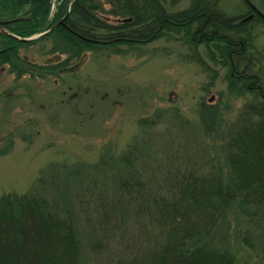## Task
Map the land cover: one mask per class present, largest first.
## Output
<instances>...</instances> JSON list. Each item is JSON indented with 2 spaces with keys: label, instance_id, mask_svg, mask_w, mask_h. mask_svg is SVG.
I'll return each instance as SVG.
<instances>
[{
  "label": "trees",
  "instance_id": "obj_1",
  "mask_svg": "<svg viewBox=\"0 0 264 264\" xmlns=\"http://www.w3.org/2000/svg\"><path fill=\"white\" fill-rule=\"evenodd\" d=\"M182 1L74 0L52 32L79 49L121 52L122 44L172 34L197 56L204 46L210 60L227 69L232 88L241 84L259 98L247 102L227 130L226 177L217 169L203 171L191 144L170 132H147L119 155L122 175L104 184L94 173L72 169L74 193L64 194L51 170L28 192L1 194L0 264H240L226 239L215 237L232 212L252 224L242 243L260 245L264 260V244L257 242L264 240V48L255 43L264 17L255 13L245 20L254 13L250 5L251 12L235 16L222 8V0H190L177 8ZM68 2H58L53 12V0H0V21L22 17L3 26L20 37L41 34L61 22ZM46 35L23 41L0 30V61H13L19 45ZM197 60L206 65L202 56ZM139 124L156 121L144 118ZM80 221L91 236L87 245Z\"/></svg>",
  "mask_w": 264,
  "mask_h": 264
},
{
  "label": "rangeland",
  "instance_id": "obj_2",
  "mask_svg": "<svg viewBox=\"0 0 264 264\" xmlns=\"http://www.w3.org/2000/svg\"><path fill=\"white\" fill-rule=\"evenodd\" d=\"M60 1L53 0V12ZM255 2L264 9L262 0ZM189 5L183 0L177 8ZM221 6L230 15L251 12L246 0H222ZM52 31L19 45L13 61H0V195L28 192L51 170L64 194L74 193L72 169L94 173L104 184L122 175L119 155L147 132H170L191 144L203 171L217 169L226 177L227 130L244 105L259 98L241 84L232 88L227 69L210 60L204 46L197 56L172 34L122 44L121 52L101 46L79 49ZM255 36L263 49L264 24ZM200 56L206 65L197 60ZM144 118L156 124L144 127L139 124ZM247 221L230 213L216 240L225 238L240 264H264L260 245L254 249L242 243L245 231L254 228ZM79 226L87 245L89 230L82 221Z\"/></svg>",
  "mask_w": 264,
  "mask_h": 264
},
{
  "label": "water",
  "instance_id": "obj_3",
  "mask_svg": "<svg viewBox=\"0 0 264 264\" xmlns=\"http://www.w3.org/2000/svg\"><path fill=\"white\" fill-rule=\"evenodd\" d=\"M73 1H74V0H71L70 5H69V10H68L66 16L61 20V22H64L65 18H66V17L68 16V14L70 13L71 5H72ZM246 1L249 3V5H251V7L255 10V12H256L258 15H261V16L264 17V12H262V11H261V10L255 5V3H254L252 0H246ZM252 16H253V14L247 16V17L245 18V20L251 18ZM17 20H19V18H13V19H10V20H1V21H0V30H1V31H4V32H6V33H8L9 35L11 34V35L15 36L16 38H18V39H20V40H23V41H28V40L37 39V38L41 37L42 35H45V34L49 33L50 31H52V30H53V29L59 24V23H57L54 27H52L51 29H49V30H47V31H45V32H42L41 34L39 33V34H37V35H33V36H30V37H20V36L15 35L14 33L10 32V30L5 29V27L3 26V24H5V23H9V22L17 21ZM61 22H60V23H61Z\"/></svg>",
  "mask_w": 264,
  "mask_h": 264
},
{
  "label": "bare ground",
  "instance_id": "obj_4",
  "mask_svg": "<svg viewBox=\"0 0 264 264\" xmlns=\"http://www.w3.org/2000/svg\"><path fill=\"white\" fill-rule=\"evenodd\" d=\"M17 18H19V19H20V18H22V17H17ZM58 23H59V24H61L62 22L60 23V21H59Z\"/></svg>",
  "mask_w": 264,
  "mask_h": 264
},
{
  "label": "flooded vegetation",
  "instance_id": "obj_5",
  "mask_svg": "<svg viewBox=\"0 0 264 264\" xmlns=\"http://www.w3.org/2000/svg\"><path fill=\"white\" fill-rule=\"evenodd\" d=\"M59 22V21H58Z\"/></svg>",
  "mask_w": 264,
  "mask_h": 264
}]
</instances>
